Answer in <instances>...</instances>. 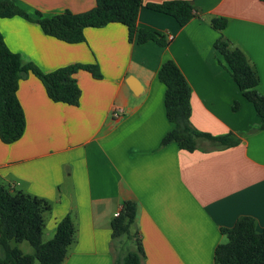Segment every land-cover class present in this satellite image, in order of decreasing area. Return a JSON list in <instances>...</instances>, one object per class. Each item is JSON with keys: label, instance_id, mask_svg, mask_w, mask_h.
<instances>
[{"label": "crops", "instance_id": "crops-1", "mask_svg": "<svg viewBox=\"0 0 264 264\" xmlns=\"http://www.w3.org/2000/svg\"><path fill=\"white\" fill-rule=\"evenodd\" d=\"M13 1L42 16L95 5L94 0ZM162 1L167 0H143L137 27L163 34V46L129 40L120 23L87 27L82 42L67 43L44 33L35 21L0 18L10 51L40 71L96 63L102 75L77 71L80 99L69 105L52 101L29 72L17 88L24 132L13 143L0 140V184L49 202L47 239L66 215L74 222L75 237L62 264H112L124 249L121 240L111 239V221L126 200L138 204L140 264H216L214 250L226 241L221 228L241 216L253 218L257 231L264 227V129L214 47L222 36L240 48L264 95V2L186 0L194 16L180 25L147 7ZM215 17L226 19L221 31L211 26ZM167 59L190 86L192 125L213 136L232 132L238 144L221 147L199 138L193 151L173 141L161 145L172 128L165 86L157 77ZM118 108L119 117H113Z\"/></svg>", "mask_w": 264, "mask_h": 264}, {"label": "trees", "instance_id": "trees-1", "mask_svg": "<svg viewBox=\"0 0 264 264\" xmlns=\"http://www.w3.org/2000/svg\"><path fill=\"white\" fill-rule=\"evenodd\" d=\"M89 10L73 13L64 11L52 16H42L40 12H29L13 0H0V18L21 16L37 22L44 33L67 43L84 40L87 27H101L109 23H120L127 29L128 39L137 43L152 40L166 45V39L158 31L137 27L139 10L143 0H94ZM264 2V0H262ZM150 9L168 14L184 25L194 16L193 6L186 0H167L149 3ZM211 26L221 31L226 26L223 17L212 18ZM222 56L238 89L254 107L259 117V128L264 129V95L257 90L258 74L246 55L238 47L220 36L214 43ZM79 70L88 71L95 78H101L96 63H73L56 68L50 72L40 71L33 63L24 62L21 56L10 51L0 33V140L13 143L25 129V116L17 97L18 82L29 72L43 83L48 97L54 102L77 105L80 88L75 78ZM158 79L164 84V107L172 128L164 135L161 145L176 142L180 149L193 151L197 139L204 138L217 146L231 147L239 143L232 132L213 136L196 129L190 121V86L172 60L164 61L157 72ZM235 102L234 108H237ZM48 201L22 191L11 192L0 184V264H62L68 248L74 240L76 227L70 215L63 217L55 227L51 238H44V215L50 211ZM138 204L126 200L122 210L111 221V239L118 241L127 236L133 248L118 254L112 264H140L143 248L135 228ZM226 241L214 250L216 264H264V227L257 231L253 218L239 217L233 226L221 228ZM26 241L31 252H24L14 243Z\"/></svg>", "mask_w": 264, "mask_h": 264}, {"label": "rangeland", "instance_id": "rangeland-1", "mask_svg": "<svg viewBox=\"0 0 264 264\" xmlns=\"http://www.w3.org/2000/svg\"><path fill=\"white\" fill-rule=\"evenodd\" d=\"M46 231H44V238L47 239L48 236H46ZM121 242V246H123L122 248L124 249V251H128L129 249L133 248V242L127 237V236H123L120 239ZM15 245L19 246L24 252H31L32 248L31 246L28 244V242L23 241L20 243H14ZM34 264H38L37 262H35Z\"/></svg>", "mask_w": 264, "mask_h": 264}, {"label": "built area", "instance_id": "built-area-1", "mask_svg": "<svg viewBox=\"0 0 264 264\" xmlns=\"http://www.w3.org/2000/svg\"><path fill=\"white\" fill-rule=\"evenodd\" d=\"M121 111H122L121 108H118V109L114 110L112 112V116L113 117H119V115H120L119 112H121ZM121 210H122V206L115 212V216H118L120 214Z\"/></svg>", "mask_w": 264, "mask_h": 264}, {"label": "water", "instance_id": "water-1", "mask_svg": "<svg viewBox=\"0 0 264 264\" xmlns=\"http://www.w3.org/2000/svg\"><path fill=\"white\" fill-rule=\"evenodd\" d=\"M132 90H133L135 93H138V90H137V89H134V88H133Z\"/></svg>", "mask_w": 264, "mask_h": 264}]
</instances>
